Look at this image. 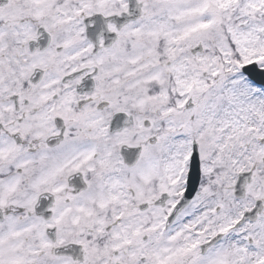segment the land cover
<instances>
[{
	"label": "snow or ice",
	"instance_id": "6c2138e0",
	"mask_svg": "<svg viewBox=\"0 0 264 264\" xmlns=\"http://www.w3.org/2000/svg\"><path fill=\"white\" fill-rule=\"evenodd\" d=\"M0 264H264V0H0Z\"/></svg>",
	"mask_w": 264,
	"mask_h": 264
}]
</instances>
